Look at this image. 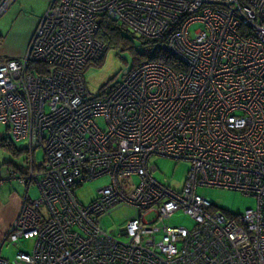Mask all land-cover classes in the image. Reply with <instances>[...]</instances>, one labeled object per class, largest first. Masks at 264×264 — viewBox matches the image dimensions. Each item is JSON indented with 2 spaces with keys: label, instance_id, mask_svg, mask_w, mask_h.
Here are the masks:
<instances>
[{
  "label": "built area",
  "instance_id": "obj_1",
  "mask_svg": "<svg viewBox=\"0 0 264 264\" xmlns=\"http://www.w3.org/2000/svg\"><path fill=\"white\" fill-rule=\"evenodd\" d=\"M102 17L156 41L184 70L146 61L90 99L83 69L107 51L95 39ZM0 125L26 145L20 175L0 176L26 190L0 242L17 252L0 264H264V0H54L22 59H0ZM155 156L190 164L180 191L154 177ZM104 176L82 205L75 189ZM198 186L255 207L227 214ZM124 208L113 235L102 221ZM176 212L193 227L165 225Z\"/></svg>",
  "mask_w": 264,
  "mask_h": 264
},
{
  "label": "rangeland",
  "instance_id": "obj_2",
  "mask_svg": "<svg viewBox=\"0 0 264 264\" xmlns=\"http://www.w3.org/2000/svg\"><path fill=\"white\" fill-rule=\"evenodd\" d=\"M200 25L195 24L190 27L191 35L197 30ZM131 42L125 38H120L109 48L105 55L98 61L88 64L83 71V79L85 90L90 99L98 96L103 90L118 82L123 72L130 70L135 63L136 55L140 53L141 44L134 41L133 49H129ZM101 125V120H98ZM5 139L18 152L17 155L9 152V150L1 146V140ZM25 143L21 140H15L12 133L5 126L0 125V170L9 168L10 165L16 163L22 165L26 160ZM17 157V159H16ZM43 158L42 151L38 150L35 153V162L41 161ZM150 164L156 168L154 177L158 180L167 179L170 186L177 191H180L184 185L187 172L190 164L186 161H177L164 157H152ZM16 164V165H17ZM109 184V177L104 176L89 182L83 183L74 191V195L82 205H87L96 199L99 189ZM196 193L208 199L212 205L227 214L241 215L247 209L255 207L256 200L249 196H244L239 192L225 190L215 187L198 186ZM29 195L31 199L38 197V191L35 184H31ZM130 213L127 209H120L111 213L103 221V227L113 235L119 230H122L126 224L124 216ZM148 217V220H150ZM167 226L184 227L191 229L193 221L182 212L174 213L168 220L164 222ZM21 251H28L32 245L31 241H20ZM17 249L11 245H4L1 256L12 259Z\"/></svg>",
  "mask_w": 264,
  "mask_h": 264
},
{
  "label": "crops",
  "instance_id": "obj_3",
  "mask_svg": "<svg viewBox=\"0 0 264 264\" xmlns=\"http://www.w3.org/2000/svg\"><path fill=\"white\" fill-rule=\"evenodd\" d=\"M53 1L14 0L7 7L0 15V59H22L36 26ZM24 161L22 165L16 163L17 165L0 170V175L6 177L10 168L17 170V174L20 175L24 169ZM30 187L27 190L29 197ZM25 193V188L17 180H9L0 186V242L17 217ZM4 245L10 244L6 242ZM4 245L0 249V255Z\"/></svg>",
  "mask_w": 264,
  "mask_h": 264
},
{
  "label": "trees",
  "instance_id": "obj_4",
  "mask_svg": "<svg viewBox=\"0 0 264 264\" xmlns=\"http://www.w3.org/2000/svg\"><path fill=\"white\" fill-rule=\"evenodd\" d=\"M120 38H125L131 42L130 44L132 45L129 46V49H133L134 41H138L141 45H144L146 48V52L144 53V55H139V54L136 55L135 63L133 64L130 70L134 69L136 66L146 61L160 62L170 67L174 71L184 70V67H182L175 58L160 50V47L156 43V41H145L139 36H137L135 33H133L132 31L127 29L125 26L119 24L114 20L105 17L98 19V30L95 36L96 41L103 44L108 50ZM28 69L29 70L33 69L34 72L36 73L43 72V70L39 66L38 67L31 66L28 67ZM1 146L15 155H17L18 153L14 149V147L5 139L1 140Z\"/></svg>",
  "mask_w": 264,
  "mask_h": 264
}]
</instances>
